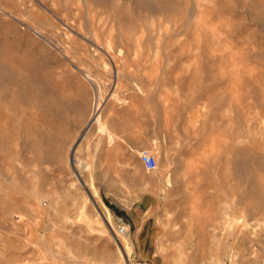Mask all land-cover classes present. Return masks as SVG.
Listing matches in <instances>:
<instances>
[{
	"label": "rangeland",
	"instance_id": "374dc122",
	"mask_svg": "<svg viewBox=\"0 0 264 264\" xmlns=\"http://www.w3.org/2000/svg\"><path fill=\"white\" fill-rule=\"evenodd\" d=\"M0 264H264V0H0Z\"/></svg>",
	"mask_w": 264,
	"mask_h": 264
},
{
	"label": "built area",
	"instance_id": "2783aa9c",
	"mask_svg": "<svg viewBox=\"0 0 264 264\" xmlns=\"http://www.w3.org/2000/svg\"><path fill=\"white\" fill-rule=\"evenodd\" d=\"M141 162L146 168V170H153L156 168V159L154 156L148 154V153H143ZM125 227L124 226H118L116 229V235H122L125 233Z\"/></svg>",
	"mask_w": 264,
	"mask_h": 264
},
{
	"label": "bare ground",
	"instance_id": "6f19581e",
	"mask_svg": "<svg viewBox=\"0 0 264 264\" xmlns=\"http://www.w3.org/2000/svg\"><path fill=\"white\" fill-rule=\"evenodd\" d=\"M85 78L86 79H88L89 80V77L86 75L85 76ZM99 106V105H98ZM96 110H98V107L96 108ZM96 114V113H95ZM95 121H98V116H96L95 117ZM95 204V203H94ZM101 214H102V212H100ZM102 216H103V214H102ZM104 217V219H106V221H108L109 220V218H110V213L106 210V214H105V216H103ZM120 244L118 245L120 248H124L125 247V245L123 244V241L122 242H119Z\"/></svg>",
	"mask_w": 264,
	"mask_h": 264
}]
</instances>
